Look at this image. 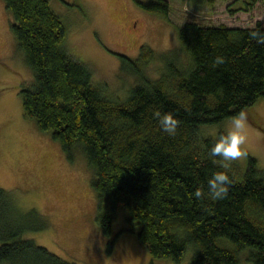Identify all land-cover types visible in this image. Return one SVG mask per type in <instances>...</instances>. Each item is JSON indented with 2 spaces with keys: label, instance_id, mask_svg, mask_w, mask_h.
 Masks as SVG:
<instances>
[{
  "label": "trees",
  "instance_id": "16d2710c",
  "mask_svg": "<svg viewBox=\"0 0 264 264\" xmlns=\"http://www.w3.org/2000/svg\"><path fill=\"white\" fill-rule=\"evenodd\" d=\"M221 1L231 15L264 4ZM136 2L169 19V0ZM4 3L33 75L20 90L24 113L50 131L69 158L84 154L108 250L118 236L114 218L123 210L124 229L152 256L181 262L190 254L188 264H237L245 248L246 259L264 264V169L256 157L250 155L246 167L233 163L225 199L191 195L197 188L206 192L208 179L221 170L208 153L223 132L208 136L202 126L221 123L264 97V45L248 36L264 24H175L180 49L166 52L154 79L140 68L151 60V48L142 45L135 59L119 54L136 74L128 96L119 99L94 82L89 64L67 51L65 23L50 0ZM216 56L225 63L213 68ZM157 109L179 119L175 136L161 130L152 116ZM46 223L41 211L23 209L0 186V264H77L24 236Z\"/></svg>",
  "mask_w": 264,
  "mask_h": 264
},
{
  "label": "rangeland",
  "instance_id": "374dc122",
  "mask_svg": "<svg viewBox=\"0 0 264 264\" xmlns=\"http://www.w3.org/2000/svg\"><path fill=\"white\" fill-rule=\"evenodd\" d=\"M169 1V19L148 12L136 0H50V5L65 23L67 51L89 64L94 82L119 99L128 96L136 81V74L125 68L130 63L119 54L135 59L142 45L151 48V60L140 68L154 79L163 71L166 52L171 55L180 49L175 24L186 20L205 25L264 24V4L250 13L231 15L226 11L228 2L221 0L214 4L208 0ZM11 20L0 0V186L10 190L20 207H34L48 221L24 236L77 264H188L190 254L181 262L150 255L136 235L124 229L123 210L114 218L118 236L108 250L109 237L96 214L93 171L84 154L76 152L69 158L60 141L50 131L40 130L36 119L24 113L20 90L33 75L16 43ZM244 111L248 116L247 156L238 163L246 167L252 155L264 169V97ZM228 120L202 126L203 134L224 133ZM246 251H240L237 264H256L246 259Z\"/></svg>",
  "mask_w": 264,
  "mask_h": 264
},
{
  "label": "clouds",
  "instance_id": "9594fccd",
  "mask_svg": "<svg viewBox=\"0 0 264 264\" xmlns=\"http://www.w3.org/2000/svg\"><path fill=\"white\" fill-rule=\"evenodd\" d=\"M248 36L258 44L264 45V30L252 27ZM225 63L223 56H216L212 67ZM161 130L169 136H175L180 126L179 119L170 112H161L159 109L152 113ZM248 142V116L244 110L229 118L223 134L212 145L208 157L219 169L207 181V191L197 188L191 195L197 201L209 199L212 201L223 200L227 197L232 179L228 175L234 162L247 156L245 145Z\"/></svg>",
  "mask_w": 264,
  "mask_h": 264
}]
</instances>
